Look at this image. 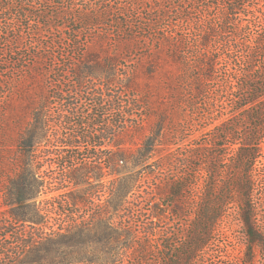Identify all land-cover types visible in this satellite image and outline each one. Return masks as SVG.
I'll use <instances>...</instances> for the list:
<instances>
[{"label":"trees","instance_id":"trees-1","mask_svg":"<svg viewBox=\"0 0 264 264\" xmlns=\"http://www.w3.org/2000/svg\"><path fill=\"white\" fill-rule=\"evenodd\" d=\"M37 1L45 2L0 0V16L4 15L0 18V27H9L16 33L14 38L7 40L11 47L7 54L12 56V62L9 63L13 66L0 67V205L5 208L0 214V264H124L127 261L126 252L140 244V238L134 233L135 227L129 222L135 216V209L129 199L140 180L136 178L134 171L142 173L152 167L154 162L159 163L157 166L164 171L174 165L186 166L189 159H199L203 161L199 168L206 171L208 186L201 202L196 204L198 225L190 236L191 241L180 253V258L172 264L191 263L195 253L208 244L215 223L222 218L228 204L232 202L230 199L222 204V196L217 193V185L223 184L220 177L224 168L221 166L223 161L210 153L208 147L190 149L189 155L184 154L182 143L173 141V135L177 133L173 127L176 122L170 121V113L158 111V117L154 116L157 118L156 122H151L150 114H141L138 118L124 108L127 106V109H132L136 104H146L154 110V103L164 107L193 105L209 92L210 85L223 68L222 62H225L223 71L227 77L226 83L238 94L234 106L238 112H245L244 119L251 126L243 137L232 142L237 147L230 166L240 173L236 185H252L251 173L255 163L264 154V66L256 65L258 59L264 57V24L262 27L256 25L252 28V39L245 41L241 38V32L247 25L244 26L239 17L234 16L238 14L234 11L238 10V4L242 0H223V12L219 18L221 27L200 29L197 58L193 60L188 58L185 47L187 35L183 24L189 17H186L184 0H160L158 5L155 3L151 8H145L142 0H130L132 3L129 5L120 4L116 9L121 14L119 22L116 21L119 28L112 23H104L107 17L104 13L109 14L108 20L113 18H110L113 6L102 7L105 2H101L104 0H87V7L81 6L79 9L76 5L71 9L58 5L56 9L59 13L61 10L65 15L69 11L78 10L81 13L80 18L67 15V19L70 17L69 20L77 26L69 28L63 25L62 33L65 34L69 28L74 35H61L59 41L63 43L66 39L71 45L82 35L86 36L85 42H79L82 54L77 63L66 67L57 62L55 57L56 50L61 46L58 38L51 32L54 25L42 22V15H36L40 19L37 20L39 28L33 29L32 35L29 34L31 38L24 32L27 25H23V30L20 31L13 26V11L16 9L17 19L28 18L32 15L30 9L36 8ZM110 3L112 4L111 0ZM127 8H131L133 14L122 12ZM143 12H149L150 17L144 16ZM173 15L177 20H172ZM60 16L49 15L47 19H59ZM234 25L235 30L232 29ZM8 34V30L5 32L0 29V38ZM94 36L101 39L95 42ZM46 38L52 42L46 41ZM213 39H219L222 48L216 58L209 49ZM105 42H110L116 49L110 52L108 47H104ZM93 43L95 47L87 51L86 48ZM134 51H140L138 60L135 61L139 68L134 67L129 75L121 74L120 59L129 61L124 52L133 54ZM172 62L177 65L173 67ZM8 74L17 78H9ZM70 75H73L75 81L66 92L61 83ZM138 76L147 79L164 76L170 89L168 94H163L164 88L157 89L158 85L136 79ZM171 76L177 78L174 80ZM36 85L50 90L42 103L32 102V88ZM116 85L125 89L122 94L130 99L129 105L124 106V99L111 92V88ZM16 93L30 95V106L16 104L17 99L13 100ZM119 96H122L121 93ZM12 103L17 105L16 109L12 108ZM55 103L63 108L58 115L53 112L55 107L52 105H56ZM80 103L84 104L82 113ZM142 110H147L146 106ZM28 113L30 121L27 123ZM110 114H119L118 119L108 120ZM57 117L63 119L61 124L66 117L69 120L77 118L70 124L73 128L68 129L70 133L67 137L61 135V130L58 129L60 120L55 122ZM87 117L92 119L87 122ZM236 117H226L214 129V141L233 138V128H237V125L229 121ZM148 127L150 129L147 132ZM11 132L16 133L13 139ZM133 135L140 138L134 152L123 147L125 140L132 141ZM52 142L62 144L63 155L60 157L67 159L62 163L55 162L63 171L62 181L78 190V194H72L71 207L86 206L84 185H88L90 179H101L103 172L111 177L112 186L108 193L110 199L101 214L94 215L93 218H80L73 213L77 218L73 219L69 228L57 231L53 229L47 233L44 232V227H48L49 221L45 220L37 205L44 185L41 181L42 165L38 150ZM176 145L178 147L175 148ZM70 152L77 154L68 156ZM11 157L15 159H8ZM157 157L159 159L152 163ZM185 183L187 181L184 178H177L166 185L164 190L174 200L176 210H172L175 215L184 213L186 194L192 192L191 187H187ZM244 189L251 190V186L241 187V190ZM254 212L250 194H247L240 215L251 244L258 245L264 253V237L256 227ZM12 226L21 230L29 226L39 228H32V232L25 234L10 230ZM14 234L18 242L13 244L18 247H7L8 238ZM149 234L147 232L148 239ZM122 249L123 252H120Z\"/></svg>","mask_w":264,"mask_h":264},{"label":"rangeland","instance_id":"rangeland-1","mask_svg":"<svg viewBox=\"0 0 264 264\" xmlns=\"http://www.w3.org/2000/svg\"><path fill=\"white\" fill-rule=\"evenodd\" d=\"M142 1L145 8H151V5H154L155 3L158 5V3H160V0ZM184 1L186 17H189V20L185 21L183 24L185 35H187L185 47L187 48L188 58L194 60L197 58L196 48L199 45L201 38L199 33L200 29L221 27L219 18H221V13L223 12V0ZM86 2L87 0L37 1L35 4L36 8L30 9L32 15H29L28 18L21 19L18 17L17 19V17H15L16 9L13 11L11 14L12 19L15 20L13 26L17 28V31H20L23 30V25H27L24 32L31 38L29 34L31 33L32 35L34 33L33 29L37 30L39 28L37 20L40 19L37 18L36 15H42V22L54 25L51 32L52 34H55L56 38H58V42H60L61 47L56 50L55 54L57 62L64 64L66 67L72 66L77 63V59H79L82 54V49H80L78 45L79 42L86 41V36L82 35L78 41L71 45L69 44V40L66 39L61 43L59 37L61 35L70 37L74 35L70 32L69 28L76 27L77 24L71 22L69 20L70 17L67 19V15L80 18L81 13L77 10L76 12L69 11L68 14L65 15L62 13L63 10L59 13L56 8L58 5L68 7L69 9L74 5H76L78 9L81 6L86 8ZM103 2H105L102 6L104 8H106L105 6H108L107 8H110L111 5L113 6L110 18L113 17L111 20L114 19L112 22H109L111 21L107 18L109 14L104 13V15L107 16L104 23L107 25L112 23L115 27L119 28L117 22H119L121 14L118 11L116 12V9L120 4L129 5V3L132 2H130V0H111V4L110 0H104L101 3ZM166 5L169 6V4ZM238 7V10L234 11L238 14L234 16L239 17V21L244 26L247 25V28H243L241 32V38L245 41H250L252 39V28L256 25L262 27L261 25L264 24V0H242V2L238 4ZM126 11L133 14L131 8L122 10V12ZM140 11L143 10L141 9ZM149 14V12H143V15L146 17H150ZM49 15H61V18L48 20L47 16ZM175 15L171 17L172 20H177ZM2 17H4V15L0 16V18ZM11 17L8 16V18ZM63 25L69 27L65 34L62 33ZM1 28L5 32L8 30L9 34L8 36L0 38L2 39L0 40V67H12L13 65L9 63L12 62V56L7 54L11 47L7 40L14 38L16 33L15 31H11L9 27L8 29L4 26L0 27V29ZM235 28V25L232 26L233 30H235ZM115 31H117V29H115ZM94 32H96V30H94ZM52 34H50V37ZM98 39L101 38L94 36L95 42H98ZM45 40L52 42L51 39L46 38ZM94 47L95 45L93 43L86 49L89 51ZM104 47H108L110 52L116 49L110 42H105ZM209 49L215 58L218 57V51L222 50L219 39H213L212 43L209 45ZM124 54L129 57V61L120 59V73L129 75L134 67L137 66L136 68H139V65H136L135 61L138 60L140 51H134L133 54L130 52H124ZM222 63L223 68H221L216 80L210 85V90L206 96L197 99L195 104L188 107H172V105L170 107H164L161 104L154 103V110L148 108L149 105L146 104H141V106L136 104L132 109H127L126 105L130 104V99L122 94L125 92V89L120 85H116V87L111 88L113 91H110L115 93L116 97L120 99L123 98L125 102L123 105L126 106L124 110L134 113L138 118L141 114L148 113L152 117L151 122H156L157 118L154 116L157 115L158 111L170 113V121L174 123L176 122L173 127L176 129L177 133L173 135V141L177 144L182 143V146L185 148V150H183L184 154L189 155V153H191L190 149H202L208 147L210 153H214L218 156L219 160L221 159L223 161L221 162V166L224 168H222V173L220 175L223 184L217 185V193L222 196L220 201L222 204L225 203V201L229 202L230 199H232V202L228 204L222 218L215 223L214 231L208 240V244L195 253L192 262L189 264H264V253L258 245L251 244L250 237L245 232L244 223L240 215V209L244 203V197L247 196V194H250L251 202L255 211L254 222L259 229L260 234L264 237V154L255 163L254 169L251 173L253 184L242 185L240 187L236 185L240 173L232 170V167L230 166V162L233 161L234 158L235 148L237 147L236 145H233L232 142L237 138L243 137L245 131H249L251 126L248 125L244 119V116H246L245 112H238V109L234 106V101L238 94L235 93L234 89L230 88L228 83H226L227 77L225 71H223L225 62ZM171 64L173 67L177 65L175 62H172ZM256 65L264 66V57L258 59ZM8 75L9 78H17L15 75ZM171 77L173 79L177 78L175 76ZM73 78V75H70V77L68 76L62 81L61 87L64 91H69L68 89L74 85L75 80ZM136 79H140V81L144 83L151 82L155 86L158 85L157 89L164 88V95L168 94L170 90L167 86V78L164 76H156L152 77V79L138 76ZM54 80L57 79L54 77ZM32 89V102L35 101L37 103L44 102V99L50 91L47 87L42 85H36ZM91 89L92 88L90 87V90ZM116 92H118V94H116ZM119 93H121V97L119 96ZM31 99L30 95H22L20 93L13 95V100H16V104L24 103L30 106ZM55 104L56 105H52V107H55L53 112L55 115H58L63 108L61 109L58 103ZM11 105L12 108H17V105H14L13 103ZM80 105L81 107H79L81 108L82 113V107L84 108V104L82 105V103H80ZM145 106L147 110L142 112V108ZM64 115H66V113ZM117 115L110 114L107 119L112 121L117 120ZM231 115L232 117L237 116L229 121V123L237 125V128H233L235 132L233 138L226 139V141H214L213 136L216 132L214 129L217 128L226 117ZM58 119L60 120L58 122V129L61 130V135L67 137L70 133L68 129L73 128L70 124L76 121L77 118H71L69 120V118L67 119L66 117L62 124V118L57 117L55 122H57ZM90 119L92 118L87 117V122L90 121ZM26 121L27 123L30 121V113L26 114ZM149 129L150 128L148 127L146 131L148 132ZM10 135L12 138L16 136V133L11 132ZM132 141H130V139L125 140L123 147L134 152L140 143V138L137 135H133ZM220 145L223 146L221 147ZM176 147H178V145H176L175 148ZM10 151L14 154V150L11 149ZM38 151V158L42 165L40 170V175L42 176L41 181L44 185L43 190L37 199V205L41 210V213L45 216V220L49 221L48 227H44L46 229L44 232L50 233L53 229L55 231L63 228L67 229L70 227L73 219H76L77 217L84 218L92 216L93 218L94 215L96 216L102 213L110 199L108 193L112 185H110L111 177L109 175L107 176L105 172H103L101 179H90L88 185H84L83 188L86 190V194L83 196L86 206L71 207V198H73L72 194H78V190L72 185L62 181L63 171L55 164L57 161H61L62 163L67 160L66 158L62 159L60 157V155H63L62 144L59 142H52L49 145H43ZM82 151H85V148H82ZM82 151L80 152V158H82L83 155ZM85 153L87 154L88 152L86 151ZM76 154L77 153L70 152L68 156ZM200 158L202 157L200 156ZM8 159L14 160L15 157ZM158 159L159 158L157 157L151 162L153 163ZM158 164L159 163L154 162L152 167L142 171V173H138L136 170L134 171L136 178L140 180L137 182L136 188L129 199L132 208L135 209V216L133 219L131 218L132 220L129 222L135 227L134 233L140 238V244L130 248L126 252L127 261L124 264H172L175 260L180 258V253L191 241L190 236L198 225V214L195 212L196 204L201 202L205 188L208 186L206 185V171L199 168L201 164H203V161L199 159H189L186 166L174 165L170 168L168 167L164 171L159 169V166H157ZM181 177L184 178L188 184L192 183V185L185 183L187 187H191L192 192L186 194L184 213L181 215H175L173 213V210H176L175 205L173 204L174 200L171 196H168V192L164 190H166V185H170L175 179ZM178 184L183 185V183ZM243 186H251V190H241V187ZM83 189H81L82 192ZM225 192H227L226 195ZM4 211L5 208L0 205V214ZM73 213L78 214V216L76 217ZM32 228L37 230L39 227L29 226L25 230H21L19 227L12 226V228L10 227V230L29 234L33 231ZM147 232H150L149 239L147 238ZM17 242V236L14 234V236L8 238L7 247L17 248L18 246L13 244ZM0 244H2L1 241ZM120 252H123V249Z\"/></svg>","mask_w":264,"mask_h":264}]
</instances>
